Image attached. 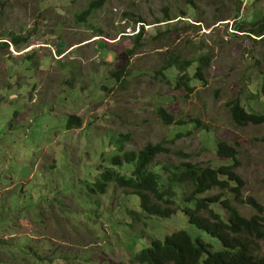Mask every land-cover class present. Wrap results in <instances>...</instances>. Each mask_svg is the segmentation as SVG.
Instances as JSON below:
<instances>
[{
	"label": "rangeland",
	"instance_id": "374dc122",
	"mask_svg": "<svg viewBox=\"0 0 264 264\" xmlns=\"http://www.w3.org/2000/svg\"><path fill=\"white\" fill-rule=\"evenodd\" d=\"M91 1L0 0V42L12 36L20 43L0 50V264H137L155 238L180 230L220 249L176 209L170 219L148 217L129 191L110 185L92 196L87 184L109 165L103 159L114 143L139 151L192 128L163 124L162 107L175 121L208 127L167 145L171 151L216 167L229 164L216 144L235 146L243 200L264 207V124L237 126L228 108L236 100L246 105L264 78V40L245 32L264 13V0H104L79 19ZM170 54L210 56L192 93L157 72ZM70 116L80 128L66 130ZM182 161L161 154L154 167ZM183 195L175 189L176 200ZM260 248L264 254V241Z\"/></svg>",
	"mask_w": 264,
	"mask_h": 264
},
{
	"label": "trees",
	"instance_id": "16d2710c",
	"mask_svg": "<svg viewBox=\"0 0 264 264\" xmlns=\"http://www.w3.org/2000/svg\"><path fill=\"white\" fill-rule=\"evenodd\" d=\"M103 6L104 0H92L78 18L84 20ZM166 18V20L171 19L169 16ZM248 24L250 28L245 32L264 40V13ZM236 30L243 32L246 29L239 26ZM144 31V25H140L138 39ZM11 43L20 45L19 41L11 36L8 41L0 42V50L9 49ZM134 50L135 48H132L130 52L133 53ZM209 66L208 54L192 60L184 59L180 54H170L157 72L165 81L171 82L175 79L174 84L177 89L184 88L188 93H192L194 88L191 84L194 81L204 82V70ZM169 70L175 71L177 75L169 74ZM259 81L257 86L254 84L256 92L249 89L251 97L247 102L245 101L246 105H242L238 100L228 103L232 121L237 126L264 124V113L259 112L256 107H264V78ZM260 95L263 98H260ZM157 114L161 122L167 126L175 124L185 127L190 124L192 128L179 131L171 141L147 144L139 151L124 149L121 141L113 142L112 154L107 159H103L105 164L109 161V165L100 169L98 180L91 179L92 182L87 184V193L92 196L105 195L109 186L115 185L116 189L129 191L132 196L137 197L142 212L148 217L170 219L176 209L186 216L196 229L218 239L221 248L217 249L203 235L193 237L187 231L180 230L161 236V239L155 238L149 247L136 254L135 262L137 264H264V254L261 253L260 248L261 242L264 241V207L254 199L243 200L244 182L237 172L240 167L237 148L227 142L219 141L216 144V156L220 161L229 164L221 163L216 167L193 164L189 161L191 156L180 151L173 152L167 145L193 136L195 131H208L207 125L199 119L192 118L187 121H175L173 115L162 107L158 108ZM80 126L79 118L75 116L67 118L65 127L67 131ZM260 141L264 142V137ZM161 154H174L183 161L173 167L156 169L154 162ZM175 189L184 193L182 198L178 197L179 200L175 199ZM215 190L219 193L211 194ZM226 192L234 199L226 197L224 195ZM235 202L250 206L255 214L251 217L242 215ZM131 217L136 222L139 220L135 212H131Z\"/></svg>",
	"mask_w": 264,
	"mask_h": 264
}]
</instances>
